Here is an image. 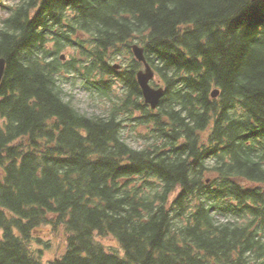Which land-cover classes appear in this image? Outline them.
I'll list each match as a JSON object with an SVG mask.
<instances>
[{"label":"trees","instance_id":"1","mask_svg":"<svg viewBox=\"0 0 264 264\" xmlns=\"http://www.w3.org/2000/svg\"><path fill=\"white\" fill-rule=\"evenodd\" d=\"M4 7L0 264H264V0ZM134 43L165 88L156 109ZM69 79L107 96L106 111L66 100Z\"/></svg>","mask_w":264,"mask_h":264},{"label":"rangeland","instance_id":"2","mask_svg":"<svg viewBox=\"0 0 264 264\" xmlns=\"http://www.w3.org/2000/svg\"><path fill=\"white\" fill-rule=\"evenodd\" d=\"M16 1L18 0H0V19L7 13V10L5 9L4 5L15 3ZM62 53H64L66 56H70V52L68 50L63 51ZM132 56L133 55H131L130 52L124 51L123 54H119L116 57V59L113 60V64H119L120 68H116V69L120 70L122 66H126L129 64V62L133 58ZM153 82L156 84H153ZM152 84L153 86H158L160 84V80L158 76H155L152 79ZM117 87L121 88L120 82L118 81H117ZM116 90H118L115 91L117 94L121 93V90L119 89ZM64 92H65L66 100L71 99L73 104L78 109H80L81 112L87 113L89 115L103 114L106 111V107L111 102L107 96L102 97L96 90L89 89L84 84V81L82 79H77L76 81H74V79H69L68 81L66 80L64 84ZM126 137L129 143L135 146H139L145 141L141 133L138 132L137 130L136 131L128 130ZM217 218L220 220H225L227 216L222 213H218ZM41 233H49V227L47 226L42 227ZM47 235L51 238L49 234ZM103 242L106 245V247H108L109 249L121 251V245L119 241L116 240L115 238L106 237L104 238ZM62 247H63L62 244L59 245L58 239L55 238L52 248L46 250L45 258L54 257L55 254L59 253V250L60 251L62 250L61 249Z\"/></svg>","mask_w":264,"mask_h":264},{"label":"water","instance_id":"3","mask_svg":"<svg viewBox=\"0 0 264 264\" xmlns=\"http://www.w3.org/2000/svg\"><path fill=\"white\" fill-rule=\"evenodd\" d=\"M132 51L135 58L144 64V68L137 71V80L142 89L143 97L146 104L150 105L151 108L156 109L159 107L160 102L164 96L165 88L163 86H153L151 81L155 76V71L152 65L146 58L144 46L134 43L132 45ZM63 60L66 59V55L63 53L61 55ZM7 66V59L5 57H0V84L5 75ZM115 68H120L119 64H115ZM220 94V89H213L211 95L212 97H218Z\"/></svg>","mask_w":264,"mask_h":264},{"label":"bare ground","instance_id":"4","mask_svg":"<svg viewBox=\"0 0 264 264\" xmlns=\"http://www.w3.org/2000/svg\"><path fill=\"white\" fill-rule=\"evenodd\" d=\"M115 69V68H114ZM129 129H131V128H129Z\"/></svg>","mask_w":264,"mask_h":264}]
</instances>
